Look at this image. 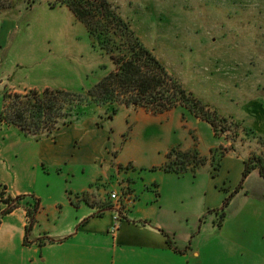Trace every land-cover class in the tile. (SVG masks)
Here are the masks:
<instances>
[{"label": "crops", "instance_id": "crops-1", "mask_svg": "<svg viewBox=\"0 0 264 264\" xmlns=\"http://www.w3.org/2000/svg\"><path fill=\"white\" fill-rule=\"evenodd\" d=\"M179 107L152 114L123 105L107 120L106 106H98L83 125L40 138L0 120V264H264V178L257 168L240 184L245 159L230 163L225 155L220 174L234 167L235 179L212 180L213 142L208 152L199 148L207 160L197 171L161 168L170 147H190L177 129L207 122L189 112L191 124L181 120ZM152 119L169 121L177 135L142 170L124 133ZM52 173L56 181L47 177ZM112 188L126 190L118 220L107 194ZM232 192L218 226L207 211ZM17 196L3 212L7 198Z\"/></svg>", "mask_w": 264, "mask_h": 264}, {"label": "rangeland", "instance_id": "rangeland-1", "mask_svg": "<svg viewBox=\"0 0 264 264\" xmlns=\"http://www.w3.org/2000/svg\"><path fill=\"white\" fill-rule=\"evenodd\" d=\"M108 1L216 120V130L202 120L193 122V127L178 128L190 147H172L196 149L206 157L199 148L205 146L208 152L207 144L213 142L207 154L209 174L216 182L235 179L234 167L220 174V160L225 155L230 163L253 154L264 160V0ZM1 3L5 6H0V111L5 88L10 93L45 87L80 93L112 68L109 56L93 44L85 25L66 6L53 5V0ZM179 108L184 111L177 115L188 121L185 114L192 112ZM83 109L72 123L83 125L97 114L98 105ZM105 118L111 117L107 113ZM133 126L124 135L132 139L136 164L144 170L147 165L141 164L155 160L177 133L165 120ZM47 177L56 181L58 176ZM240 179L241 173L238 183ZM222 206L212 209L216 213L207 211L216 215L218 226Z\"/></svg>", "mask_w": 264, "mask_h": 264}, {"label": "trees", "instance_id": "trees-1", "mask_svg": "<svg viewBox=\"0 0 264 264\" xmlns=\"http://www.w3.org/2000/svg\"><path fill=\"white\" fill-rule=\"evenodd\" d=\"M1 2L0 6H5ZM53 5L66 6L85 25L93 44L109 56L112 68L87 91L80 93L48 87L10 93L5 88L1 121L17 126L25 134L40 138L42 135L56 134L61 124H71L82 116L85 106L93 103L105 105L110 117L117 112L120 104L140 106L152 114H161L180 105L208 121L216 130L217 124L212 113L205 110L199 99L183 87L152 49L142 43L108 0H53ZM205 162L206 157L201 156L196 149L172 147L166 153L161 168L180 175L187 170L194 172L197 166ZM243 164L240 184L255 168L264 178L262 156L253 154ZM233 193L226 196L223 202L220 211L222 217L225 215L223 208ZM20 198L22 196L14 198L15 204L8 205L3 212H9ZM37 205L35 203L33 209H28L31 221Z\"/></svg>", "mask_w": 264, "mask_h": 264}, {"label": "built area", "instance_id": "built-area-1", "mask_svg": "<svg viewBox=\"0 0 264 264\" xmlns=\"http://www.w3.org/2000/svg\"><path fill=\"white\" fill-rule=\"evenodd\" d=\"M126 191L125 189H119V188H112L109 191V197L112 202V206L114 209H117V214L115 215V219L118 220L121 217V214L123 210H125V204L124 201L126 200L125 194ZM15 201L13 199L9 200L7 202L8 205H14ZM117 228V225H114V229Z\"/></svg>", "mask_w": 264, "mask_h": 264}]
</instances>
